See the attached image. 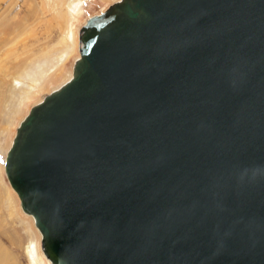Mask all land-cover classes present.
Segmentation results:
<instances>
[{
	"label": "water",
	"instance_id": "water-1",
	"mask_svg": "<svg viewBox=\"0 0 264 264\" xmlns=\"http://www.w3.org/2000/svg\"><path fill=\"white\" fill-rule=\"evenodd\" d=\"M5 168L53 264H264V0H121Z\"/></svg>",
	"mask_w": 264,
	"mask_h": 264
},
{
	"label": "rangeland",
	"instance_id": "rangeland-1",
	"mask_svg": "<svg viewBox=\"0 0 264 264\" xmlns=\"http://www.w3.org/2000/svg\"><path fill=\"white\" fill-rule=\"evenodd\" d=\"M113 3L114 0H0V264H41L31 256L33 247L40 256V235L32 218L22 211L3 168L15 130L29 108L72 70L78 56V38L71 39V32L76 33L89 18L105 12ZM63 48L67 51L61 56ZM58 65L62 66L61 74L55 73ZM39 67L51 70L39 82L30 81L34 92L21 100L19 92L27 82L25 74L37 73ZM10 100L15 102L8 107ZM19 103L21 113L17 109L11 123H3L6 112H12ZM9 193L14 200L12 205Z\"/></svg>",
	"mask_w": 264,
	"mask_h": 264
},
{
	"label": "bare ground",
	"instance_id": "bare-ground-1",
	"mask_svg": "<svg viewBox=\"0 0 264 264\" xmlns=\"http://www.w3.org/2000/svg\"><path fill=\"white\" fill-rule=\"evenodd\" d=\"M114 2H115V3L111 4V6L114 5V4H116V3L121 2V0H114ZM97 15H98V14H97ZM87 21H88V20H87ZM86 23H87V22H86ZM81 27H82V26H81ZM81 27L78 28V30H77L76 33L71 32V37H70L71 39L74 40V38H78V39H77V40H78V41H77V42H78V43H77V44H78V56L74 59L73 66H72V70L68 71L64 78L62 77L63 80H62V82H61L58 86H56V87H54L53 89H51L50 92H49L46 96H44L43 98H41L39 102H37V103L34 104L31 108H29L28 112H27L26 115L23 117V119L19 122V124H18V126H17V128H16V130H15V134H14V136L12 137L10 147L8 148V150H7V152H6L5 159H6L7 155H8V153H9V151H10L11 148H12L13 142H14V140H15L17 134H18V131H19V129H20L22 123L26 120V118L28 117V115H29L30 111L32 110V108H34L35 106H37V105H39L40 103H42V102L44 101V99H45L47 96H50L53 92H56V91H58L59 89H61V87H63L65 84H67V83L73 78V68H74V64H75V62L80 58L81 29H82ZM76 35H77V37H76ZM75 41H76V39H75ZM75 45H76V44H75ZM63 50H64V51L60 54L61 56L64 55L63 53L67 51V49H64V48H63ZM65 54H66V53H65ZM61 56H60V57H61ZM58 62H59V61H58ZM50 63H52V62H48V65H49ZM53 64H55V66H57V63H55V61H54ZM58 64H59V63H58ZM48 65H46V66H48ZM58 66H59V65H58ZM36 69H37V68H36ZM50 70H51V67H50V69H49V68L39 67V69H38L39 72H37V73H26V74H25L24 77L27 78V82H26L25 84H23V89L19 92V93H20L19 96L21 97V100H22L24 97H26L25 95H29L30 93H32V92H30V91H33V87H35V86L32 87V84H31L30 81H32V83H33V82H39V80L43 79L44 76H46L47 73L50 72ZM59 71H60V74H61V72H62V66H61V67L59 66V68L56 69L55 73H56V72H59ZM22 76H23V75H22ZM26 78H25V79H26ZM40 78H41V79H40ZM19 82H20V81H19ZM37 86H38V85H37ZM33 92H34V91H33ZM16 93H17V92H16ZM12 97H13V94H12ZM16 100H18L19 102L21 101V100H19V99H16ZM14 102H15V100H14V101H11V100H10L9 103H7V104H8V107H9V106H13ZM16 107H17V108H16ZM19 107H20V103H19V105H17V106L15 105V106L13 107L12 112H10L11 109H10V111L6 112V114H5V120H4L3 123H5L6 125H9V124L11 123V121H12L13 113H14L17 109H19ZM17 111H18V110H17ZM17 111H16V112H17ZM19 112L21 113V110H20V109H19ZM0 134H3V133H0ZM2 138H3V136L0 138V143L2 142V140H1ZM5 159H4V160H5ZM3 168H4V170H5V174H6V177H7V180H8V182H9V185H10L11 189L16 193V195H17L18 198H19L18 193L13 189V187H12V185H11L9 179H8V176H7V173H6V168H5V161H4V164H3ZM3 189H4V187H3ZM3 189H2V190H3ZM4 191H5V193H6V192L8 193V191H7L6 189H4ZM14 192H13V193H14ZM2 195H3V194H2ZM5 198H6V197H5ZM8 198H9V200H10V204L12 205V204L14 203V200H13L12 196L10 195V193H9V197H8ZM19 200H20V198H19ZM8 206H9V205H8ZM13 206H14V205H13ZM13 206H12V208H14ZM20 206H21V200H20ZM9 208H10V207H9ZM21 209H22V206H21ZM22 211H23V209H22ZM23 212H24V211H23ZM24 214H25V216L32 218L33 223H34V225H35V227H36L34 217H33L32 215H29V214L25 213V212H24ZM36 229L38 230L37 232H38L39 235H40V244H39V248H40V256H41L44 260H46L47 264H53V262H52V261H51V260H50V259L44 254V251H43V249H42V234L40 233V231H39V229H38L37 227H36ZM32 235H33V234H32ZM37 252H38V249H36L35 247H33V253H32L31 256H32L33 259L35 260V263L40 262L41 264H44V262L42 261V259L40 258V256H37Z\"/></svg>",
	"mask_w": 264,
	"mask_h": 264
}]
</instances>
